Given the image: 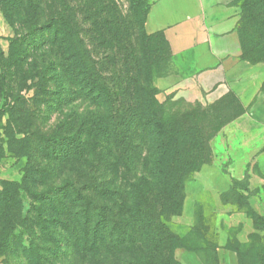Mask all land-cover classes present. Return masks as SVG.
Instances as JSON below:
<instances>
[{"label":"trees","instance_id":"16d2710c","mask_svg":"<svg viewBox=\"0 0 264 264\" xmlns=\"http://www.w3.org/2000/svg\"><path fill=\"white\" fill-rule=\"evenodd\" d=\"M128 2L126 16L109 0H0L5 18L27 27L25 35L12 39L10 66L15 73L28 57L19 42L37 35V93L49 94L47 84L54 81L58 109L80 104L49 131L37 128V148L44 152L49 172L59 176L66 168H88L81 183L70 175L30 192L37 203V235L40 232L53 245L50 249L66 245L89 264L124 261L123 254L128 257L123 264H176L177 238L168 214L179 212L187 173L171 151L164 105L152 85L168 41L164 34L145 29L151 1ZM241 6L242 23L264 25V0H244ZM7 77L2 74L0 79L4 93ZM138 129L155 139L150 175L130 180L119 194L114 179L97 176L98 162L116 168L127 158L124 165L133 169ZM37 167L38 182L47 169ZM1 183L0 252L16 242L15 212L21 209L19 193L25 189L16 182ZM18 248L32 264L48 261L39 243L28 241Z\"/></svg>","mask_w":264,"mask_h":264},{"label":"rangeland","instance_id":"374dc122","mask_svg":"<svg viewBox=\"0 0 264 264\" xmlns=\"http://www.w3.org/2000/svg\"><path fill=\"white\" fill-rule=\"evenodd\" d=\"M109 1L121 13L128 15V0ZM228 1L237 6L240 12L239 32L245 49L242 67L237 68L229 78L204 76L196 68L193 55H174L168 43L162 53L163 61L152 77V85L157 90L156 99L164 105V119L170 132L167 136L174 144L172 147L170 145L171 151L176 162L187 173L179 212L168 214L169 227L177 238L173 250L176 264L263 262L264 154L251 160L243 179H235L236 170L232 166L241 157L224 161L217 158L212 145L217 135L247 111L240 91L247 87L256 90V98L248 110L258 118V124L242 128H248L259 138H264V25L255 26L251 20L242 23L241 5L244 0ZM76 11L78 13L79 10L76 8ZM26 30L25 26L10 23L0 4V48L3 52L0 79L2 74L8 75L5 93L0 87V191L4 189L3 181L23 184L25 188L19 193L21 209L15 212L16 242H11L12 246L9 245L8 250L0 252V264H32L31 259L18 248L28 241L35 245L39 243L41 248H45L46 264H89L66 245L50 249L53 245L40 232L37 235L34 208L37 203L30 192L58 184L70 175L81 183L86 180L88 168L83 166L81 170L72 172L66 168L59 176H55V173H51L44 152L37 148V128L49 131L79 103L71 102L58 109L54 81L47 84L49 94L37 93V35L28 36L19 42V48L25 49L28 52L25 57H28L22 59L20 71L15 73L17 69L10 66L12 39L17 35H25ZM38 61L41 64L39 58ZM10 72L15 76H11ZM216 80L222 82L215 84ZM5 101L10 105L9 111L4 105ZM236 132L240 133L238 130ZM136 135V142L140 145L133 154V169L124 165L127 158L124 162H117L116 168L109 165L111 162H98L101 174L97 173V176L105 181L114 179V188L119 194L130 180L138 179L143 174L150 175L155 139L140 129ZM238 141L239 138L234 143ZM37 164L47 169L44 174L41 172L42 177L38 182ZM208 185H213L212 191L219 193L213 195L209 189H204ZM240 214L246 217L236 218ZM168 249L166 247V251ZM121 258L124 261L112 258L106 264H123L125 258L128 259L124 254Z\"/></svg>","mask_w":264,"mask_h":264},{"label":"crops","instance_id":"0c3cea01","mask_svg":"<svg viewBox=\"0 0 264 264\" xmlns=\"http://www.w3.org/2000/svg\"><path fill=\"white\" fill-rule=\"evenodd\" d=\"M150 1L152 5L146 18L145 29L149 34L162 32L174 55H193L196 68L203 72L204 76L229 78L237 68L242 67L243 46L239 32L240 12L237 6L230 4L228 0ZM221 82L222 80H216L215 84ZM240 91L247 111L237 117L212 142L217 158L226 161L236 156L241 157V160L232 166L236 170L235 179H243L251 160L264 154V138H259L258 134L248 128H242L245 125L258 124V118L248 110L256 98V90L247 87ZM237 130L240 133L237 134ZM238 138L239 141L234 143ZM201 185L203 186L202 183ZM204 189H209L212 194L219 193L212 191L213 185ZM241 217L246 216H236L240 219Z\"/></svg>","mask_w":264,"mask_h":264}]
</instances>
